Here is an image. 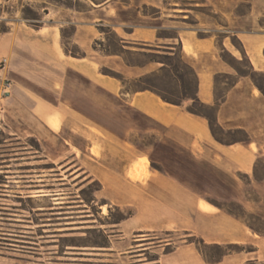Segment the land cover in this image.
Masks as SVG:
<instances>
[{
	"label": "crops",
	"instance_id": "1",
	"mask_svg": "<svg viewBox=\"0 0 264 264\" xmlns=\"http://www.w3.org/2000/svg\"><path fill=\"white\" fill-rule=\"evenodd\" d=\"M262 1L253 0L249 30L238 29L240 25L234 23L241 16L233 12L227 29L238 30L221 39L199 35L198 27L205 23H191L189 10L180 7L173 8V15L165 19L160 6L142 3L135 6L141 22L118 19L119 10L132 7L119 6V0L91 4L88 16L71 11L70 22L56 19L49 12L41 26L18 22L0 35V60L7 59L0 73L13 89L9 107L28 124L31 135L40 142L50 135L59 137L64 153L72 156H65L59 166V185L83 189L98 182L96 199L127 213L120 222L104 223L100 220L104 205L98 207L102 211L90 210V204L98 203L96 199L88 203L83 199L68 200L71 196L62 191L48 194L45 189L27 190L32 193L16 197L37 202L47 199L49 203L32 206L26 210L28 215L10 213V219L25 229L22 232L26 235L20 236L30 240H17L28 244L22 246L28 249L13 248V254L0 255V264H264V234L225 213L186 182L151 164L148 167L149 161L144 158L148 153L99 127L92 115L99 106L98 91L118 99L121 106L161 128L154 132L157 140L152 152L156 156L224 200L246 205V186L240 176H251L259 158H264V87L250 75L240 73L222 53L228 52L237 61L246 59L251 73L264 74V31L257 28V19L264 15ZM147 6L156 7L159 15L146 14ZM219 11L232 14L227 9ZM99 13L102 17H98ZM65 24L75 27L72 41L83 55L73 56L65 49ZM103 25L112 28L125 50H134L133 46L138 45L144 47L138 52L161 55L174 54L179 49L196 74L198 99L212 114L191 113L187 103L192 99L173 105L150 90L126 91L118 78L104 74L103 66L133 79L161 70L164 64L133 66L120 55L98 51L93 44L100 38L99 26ZM161 30L171 33L162 35ZM70 72L86 82L83 90L71 88ZM79 93L89 100H81ZM209 116L214 118V128L229 134L241 133L243 137L219 141ZM74 135L89 142L82 146L70 143ZM94 146L98 147V155L92 152ZM83 157L91 161L89 168L79 161ZM138 159L144 161L145 173L137 178L133 166ZM45 180L30 186H45ZM93 230L103 234L105 244L66 243L60 249L62 239L85 237ZM160 232L183 233L185 238L172 246L168 238L157 239ZM147 235L153 236L140 237ZM193 237L203 239L207 245L250 249L227 253L219 261H207L197 245L188 241ZM142 240L145 242L139 243ZM169 246L172 248L164 251ZM148 255L154 257L149 260Z\"/></svg>",
	"mask_w": 264,
	"mask_h": 264
},
{
	"label": "rangeland",
	"instance_id": "2",
	"mask_svg": "<svg viewBox=\"0 0 264 264\" xmlns=\"http://www.w3.org/2000/svg\"><path fill=\"white\" fill-rule=\"evenodd\" d=\"M101 0H98V2ZM63 3H57L55 0H0V25L4 22L11 28L18 22H27L24 18V11L31 10L40 22H30L43 24V20L49 16L47 14L51 12L50 16L61 21H71V11L82 12L83 16H88L87 11L90 9V5L93 4L90 0H62ZM119 6L129 5L132 7L128 9L119 10L118 19H126L134 21L135 23L141 22V19L137 16L135 6L142 3H152L161 7V12L165 19L170 18L173 15V8H185L188 9V21L193 24L199 22L205 23L200 25L199 35H215L217 39H221L223 35L230 34V31L234 30H249L251 24L250 10L253 0H119ZM264 2V1H262ZM220 9H227V12H232L230 16L223 15ZM144 12L148 15L158 16V9L153 6H147L144 8ZM233 12L238 18L234 24L240 25L238 29H227L229 18H233ZM170 15V16H168ZM98 17H102L99 13ZM158 25L160 21H151ZM74 26L72 24H65L62 29L63 45L67 51H70L71 55L79 56L83 55V52L73 43L72 35L74 32ZM257 28L264 31V15L259 16L257 19ZM99 30L102 32L99 39L95 40L94 47L98 51L104 54L118 53L125 63L144 65L147 63L148 58L157 56L151 52H145L147 55L142 56L139 54V50L144 48L143 46L135 45L134 50L123 53L121 43L118 36L108 25L99 26ZM171 30H161L162 35H170ZM1 35V34H0ZM238 45V43L236 42ZM138 49V50H137ZM141 51V50H140ZM167 51V50H166ZM174 54L161 53V60L166 62L167 65L161 70L151 72L145 76L133 79H126L123 75L116 71H112L107 67H101V71L110 72L122 76L126 80L125 88L129 91L138 90L144 87H157L158 90L172 98L174 100L181 101L182 103L188 99L185 96H191L195 93V87L197 84L196 74L192 67L183 59L179 49L173 51ZM116 55V54H115ZM223 57L235 66L240 73L250 75L254 82L264 87V74L251 73L249 64L246 59L237 61L228 52L222 53ZM70 85L71 88L83 90L86 87L85 81L80 79L75 73L70 72ZM183 81H182V80ZM10 82L5 79L3 73H0V255L13 254V248H24L27 250L28 244L17 240H30L20 235H26L22 232L24 227L18 226L12 219L13 215L10 213L17 212L18 214L28 215L26 210L32 206L39 204L47 205L49 200L41 202L37 201H25L20 200L17 195H25L32 192L27 190L45 189L48 194H53L56 191L64 192L65 196H71L68 200L83 199L88 203L91 199H96V195L99 193L100 185L98 182H93L83 189H78L75 186L59 185L58 178L61 175L55 173V169L52 166L57 167L63 164L64 157L72 158L69 153H64L65 147L59 137L50 135L43 142H40L28 128V124L25 123L22 117H18L16 113L9 107V95H11L12 88L7 87ZM82 93V92H81ZM79 93L78 95H81ZM83 94V93H82ZM81 100L88 101L86 95H81ZM98 108L97 111H93V117L98 121L99 127L103 126L110 131L114 132L119 137L124 138L135 146L136 149H140L148 153L146 158L149 163L148 167L154 165L177 179L186 182L194 190L199 191L203 196L211 202L218 203L221 209L248 225L251 229L258 233L264 234V158H259L256 164L254 173L251 176L241 175L240 179L246 186L248 203L246 205L230 202L221 198L219 194L213 190L203 186L197 181L187 177L184 173L180 172L177 168L172 166L169 162L161 160L152 152V148L156 143L157 136L154 132H159L161 128L137 113L136 111L121 106V102L113 97H108L102 92L98 91ZM188 108H192L199 113H206L211 115L212 110L201 106L200 104L192 101L187 103ZM220 133V137L226 140L243 137L241 133H225L217 129ZM89 140L82 139L77 136H73L70 143H76L77 145H86ZM101 142V140L99 141ZM103 145V144H102ZM92 152L98 155V147L94 146ZM142 159V158H141ZM138 159L134 164V176L141 177L145 171L143 168V160ZM83 162L87 168L90 167V160L87 157L79 159ZM139 161V162H138ZM132 167V166H131ZM130 167V168H131ZM60 172V169L58 170ZM40 179H46L45 186H30L40 183ZM52 189H55L52 190ZM34 193V192H33ZM77 196V197H75ZM98 203L90 204L91 212H98L103 210L102 222H114L125 216L126 212L121 210L105 206V202L101 199H96ZM104 205L102 210L98 207ZM18 209V210H16ZM23 218L24 216H17ZM110 218V219H108ZM38 219V218H37ZM23 224V223H22ZM153 235L140 236V237H152ZM160 240L166 238L175 243H179L183 237V233H172L169 235L166 232H160L157 234ZM190 240L198 242V238L193 237ZM103 235L98 230L90 231L85 237H69L62 239L60 249H63L66 243H102ZM145 240L140 241L143 243ZM165 242V241H162ZM143 246V245H141ZM140 246V247H141ZM172 246L166 247L164 251H169ZM221 246V245H220ZM250 249V246H234L225 245L221 248H217L216 245H207L203 247V250L208 258L213 261H219L223 255L240 251L241 249ZM149 260L154 256L148 255ZM116 264H126L125 262H119ZM254 264V263H251Z\"/></svg>",
	"mask_w": 264,
	"mask_h": 264
},
{
	"label": "trees",
	"instance_id": "3",
	"mask_svg": "<svg viewBox=\"0 0 264 264\" xmlns=\"http://www.w3.org/2000/svg\"><path fill=\"white\" fill-rule=\"evenodd\" d=\"M57 3H63L62 0H55ZM92 1L94 4L96 5H99L103 2H105L106 0H101L98 2V0H90ZM1 9V7H0ZM24 18L27 20V22L31 25H34V26H41L42 24H39V23H30L31 21L32 22H40V19H38L35 15H33V12L31 10H28V11H24ZM10 30V27L7 25L6 22L2 23L0 25V34H4V33H7L8 31ZM122 48V47H121ZM127 51H130V50H127ZM122 52L123 53H128V52H125L124 49L122 48ZM116 55H119L118 53H114ZM140 55L142 56H146L147 54L145 52H139ZM157 55V54H156ZM161 57L160 56H155V57H150L148 58L147 62H159V63H163L164 65H167L166 62L162 61L160 59ZM129 65H133V66H140L139 64H129ZM104 74L106 75H110V76H114L116 78H118L124 85V87L126 86V80L120 76V75H117V74H113V73H110V72H106V71H103ZM182 80V79H181ZM196 80H197V77H196ZM183 81V80H182ZM196 89H197V84H196V87H195V93L191 96H185L187 97L186 99H192L194 102L200 104L201 106L203 107H206L203 103L200 102V100L198 99L197 97V92H196ZM126 91H129L125 88ZM142 90H150V91H153L154 93H156L159 97H161V99L167 103H170V104H173V105H181L182 102L181 101H178V100H174L172 98H169L168 96L162 94L157 87L153 86V87H144V88H141V89H138V90H134V91H142ZM207 108V107H206ZM188 110L193 113V114H197V115H200L201 113L197 112L196 110L192 109V108H188ZM209 120L211 121V126L213 128V133L215 134V136L217 137V139L219 141H224L222 138H220V136L218 135V132H217V128H214V118L212 116H209ZM153 167L157 168L154 163L152 164ZM51 168H56L55 169V173H60L58 170H57V167L55 166H52ZM72 171V170H71ZM70 171V172H71ZM31 202V200H29ZM213 204H215L216 206L220 207L221 206L218 204V203H215V202H212ZM32 211V210H31ZM125 216H123L122 218H120L119 220H117V222H120L122 219H124ZM103 235V234H102ZM189 242L191 243H195L197 245V249L199 250V252L203 255V257L207 260V261H213L211 258H208L203 250V247H206L207 244L203 241V239L199 238L198 239V242L194 241V240H188ZM106 243V240H105V237L103 236V241L102 243L100 244H105ZM70 245H74L73 242L70 243ZM217 248H221L220 245H216Z\"/></svg>",
	"mask_w": 264,
	"mask_h": 264
},
{
	"label": "built area",
	"instance_id": "4",
	"mask_svg": "<svg viewBox=\"0 0 264 264\" xmlns=\"http://www.w3.org/2000/svg\"><path fill=\"white\" fill-rule=\"evenodd\" d=\"M6 63H7V59L6 58H2L0 60V71L4 68V66L6 65ZM7 87L9 88L10 87V84H8Z\"/></svg>",
	"mask_w": 264,
	"mask_h": 264
},
{
	"label": "bare ground",
	"instance_id": "5",
	"mask_svg": "<svg viewBox=\"0 0 264 264\" xmlns=\"http://www.w3.org/2000/svg\"><path fill=\"white\" fill-rule=\"evenodd\" d=\"M56 120V119H55ZM59 124V123H58Z\"/></svg>",
	"mask_w": 264,
	"mask_h": 264
}]
</instances>
